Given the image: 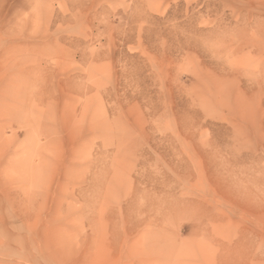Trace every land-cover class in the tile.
<instances>
[{
	"label": "rangeland",
	"instance_id": "1",
	"mask_svg": "<svg viewBox=\"0 0 264 264\" xmlns=\"http://www.w3.org/2000/svg\"><path fill=\"white\" fill-rule=\"evenodd\" d=\"M0 264H264V0H0Z\"/></svg>",
	"mask_w": 264,
	"mask_h": 264
}]
</instances>
